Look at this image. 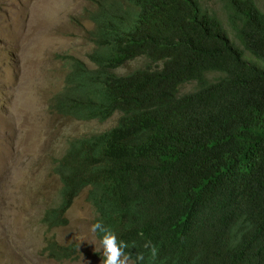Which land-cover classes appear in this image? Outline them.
<instances>
[{
  "label": "trees",
  "instance_id": "16d2710c",
  "mask_svg": "<svg viewBox=\"0 0 264 264\" xmlns=\"http://www.w3.org/2000/svg\"><path fill=\"white\" fill-rule=\"evenodd\" d=\"M138 1L141 11L147 0ZM215 1L218 12L198 0L144 6L149 19L136 25L131 56L157 61L115 78L131 11L95 0L89 18L106 48L92 53L93 68L73 61L50 108L119 117L72 142L59 168L60 203L44 221L67 224L73 197L90 184L94 223L142 254L140 264H200L201 239L215 250L205 264H264V66L247 62L229 38L264 62V9L254 0ZM187 83L194 88L183 93Z\"/></svg>",
  "mask_w": 264,
  "mask_h": 264
},
{
  "label": "rangeland",
  "instance_id": "374dc122",
  "mask_svg": "<svg viewBox=\"0 0 264 264\" xmlns=\"http://www.w3.org/2000/svg\"><path fill=\"white\" fill-rule=\"evenodd\" d=\"M94 1L0 0V264H101L102 250H94L99 239L89 242L97 214L88 188L75 195L65 226L41 222L46 209L60 202L53 168L68 141L102 134L118 118L75 121L50 108L75 59L94 67L89 57ZM254 1L264 9V0ZM202 4L219 11L213 1ZM243 52L247 62L264 66ZM193 88L187 83L181 90ZM51 241L67 247L69 257L50 254Z\"/></svg>",
  "mask_w": 264,
  "mask_h": 264
},
{
  "label": "clouds",
  "instance_id": "9594fccd",
  "mask_svg": "<svg viewBox=\"0 0 264 264\" xmlns=\"http://www.w3.org/2000/svg\"><path fill=\"white\" fill-rule=\"evenodd\" d=\"M106 1L117 5V6H115V8H121L122 10L131 11V13L124 16V21L127 25L124 26L123 32H121V38L118 41V45H117V48L115 50L116 51L115 56L118 58L119 61H118L116 67L111 68L110 72L112 74H114L112 77L121 78L122 76L128 74V72H130L131 70L133 71L136 68H140L144 65L150 66L151 64L155 63L157 60L154 61L150 56H148L146 54L131 56V47H132V44H133L134 39H135L136 25L140 21H146L149 19V17L142 12L143 7L146 6V7L152 8L153 5H152L151 1H153V0H147L145 3H143L141 11H140L141 2H139L138 0H106ZM198 1L200 3L204 2V0H198ZM210 1H213L216 3L215 0H210ZM162 2L169 4L171 2H177V0H162ZM94 6L96 8L95 1H94ZM211 9L215 10L214 8H211ZM92 11L89 12V15L91 14ZM89 20H90V18H89ZM229 38L234 43V45L242 52L243 58H244V52L243 51H246V52H248V54H250V52L248 50H246L242 45H240V46L243 48V50L240 49L236 45L237 41L233 40L232 37H229ZM91 39L93 42L94 49L92 50L89 57H90V60L92 61V64L95 66V62L92 58V53H94L95 56L97 57L96 53L105 50L106 45L98 38V35L95 33V25L94 24H93V30L91 32ZM109 45H111V44H109ZM250 55L252 56V54H250ZM200 59H201V62L205 63L202 55H200ZM79 61H81V60H79ZM137 61H140L141 63L139 65H136ZM83 65L86 69L89 68L85 65V63H83ZM121 68H129V69H127L128 72L119 73V72H121L120 71ZM64 81H65V79H64ZM64 87H65V84H64ZM64 87L53 96L55 97L56 95H59L61 93V91L64 89ZM51 99H50V101H51ZM114 114H118V117H119L118 112H116ZM59 115H62L63 117H70L72 120H75V121L96 120L99 122L106 121L113 116L112 115L109 118H107L106 120L101 121V120L94 119L92 117L86 118V119H81V118L79 119V118H76L73 116H68V115H63V114H59ZM117 120H118V118H117ZM111 128H109V129H111ZM75 139L76 138H72L68 141V144H67L63 154L54 162L53 172L58 176V178L60 180L61 189H62V186L64 184H63V180H62V176H61V171L59 168H60V165L63 162L64 158L66 157V155H67V153L71 147L72 142ZM90 187H92L90 184H85V186H83L79 191H81L84 188H88V190H90ZM74 197H73V200H74ZM60 198H61V190H60ZM73 200H72V203H73ZM186 202H187V200H186ZM72 203H71V205H72ZM92 204L94 205L93 201H92ZM182 204H183V202L179 203L178 209H181ZM52 208H55V207L48 208V209H46V211L49 209H52ZM68 209H67V211H68ZM94 209L96 211L97 216H100L99 211L96 209L95 205H94ZM183 209H185V208H183ZM65 217H66V213H65ZM41 222L43 224L49 226L50 228L62 227V226L66 225V224L62 225V226L61 225H59V226L50 225L46 221H44V215L41 218ZM90 232L93 234V237H94L93 240L89 241L90 243H93L94 245L96 244L95 236H97V238L99 239V248L97 249L95 247L94 250L98 253H100L102 250L101 264H140V261H142L144 259V256L142 254H138L136 249L128 246V244L126 242L118 241L116 234L113 231H111L109 228H107L102 222L96 221L95 223L91 224ZM98 234H99V236H98ZM206 241H207L206 239H204V240L201 239L199 242V245H202L201 259H199L200 264H205L204 260L215 252V250L212 248V246L209 245L208 243H206ZM47 247H48L47 248L48 252L52 255H55L58 257H69L68 253H67V250H68L67 247L59 246L53 241L49 242ZM144 248L150 250V255L153 259L157 256V248L155 245H153L151 243V241H147L144 244Z\"/></svg>",
  "mask_w": 264,
  "mask_h": 264
}]
</instances>
